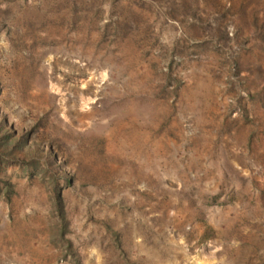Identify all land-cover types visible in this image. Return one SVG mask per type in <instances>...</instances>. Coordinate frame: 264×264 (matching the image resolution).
<instances>
[{"label":"rangeland","instance_id":"1","mask_svg":"<svg viewBox=\"0 0 264 264\" xmlns=\"http://www.w3.org/2000/svg\"><path fill=\"white\" fill-rule=\"evenodd\" d=\"M0 264H264V0H0Z\"/></svg>","mask_w":264,"mask_h":264}]
</instances>
